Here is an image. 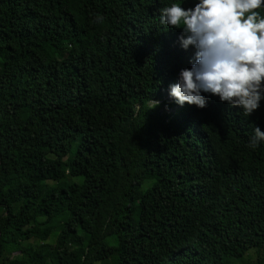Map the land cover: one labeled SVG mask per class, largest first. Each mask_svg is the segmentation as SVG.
<instances>
[{"label": "trees", "instance_id": "1", "mask_svg": "<svg viewBox=\"0 0 264 264\" xmlns=\"http://www.w3.org/2000/svg\"><path fill=\"white\" fill-rule=\"evenodd\" d=\"M173 2L0 0V264H264V99L160 112Z\"/></svg>", "mask_w": 264, "mask_h": 264}, {"label": "clouds", "instance_id": "2", "mask_svg": "<svg viewBox=\"0 0 264 264\" xmlns=\"http://www.w3.org/2000/svg\"><path fill=\"white\" fill-rule=\"evenodd\" d=\"M159 11L160 26L182 29L181 46L196 49L192 67L182 69L166 90L174 99L170 105L203 109L202 93H209L251 116L264 99V0H198L187 9L173 2ZM262 141L264 132L254 127L248 147L256 149Z\"/></svg>", "mask_w": 264, "mask_h": 264}, {"label": "rangeland", "instance_id": "3", "mask_svg": "<svg viewBox=\"0 0 264 264\" xmlns=\"http://www.w3.org/2000/svg\"><path fill=\"white\" fill-rule=\"evenodd\" d=\"M165 101L169 102V103H170V101H174V99L170 97V90L165 92V94L163 95V100L161 101V103H163ZM178 106L179 105L177 104V107ZM177 107L176 106H170L169 108H167L164 106V107L160 108V112L171 113ZM56 237H57V232L52 233V235L48 238L46 243L53 245L55 243ZM256 260H257L256 251L250 250L241 259L233 260L232 264H256L257 263Z\"/></svg>", "mask_w": 264, "mask_h": 264}]
</instances>
